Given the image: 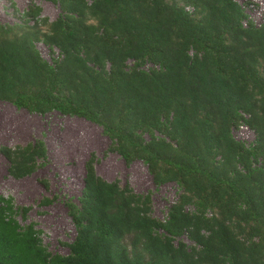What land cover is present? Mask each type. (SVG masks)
Instances as JSON below:
<instances>
[{
    "label": "trees",
    "instance_id": "obj_1",
    "mask_svg": "<svg viewBox=\"0 0 264 264\" xmlns=\"http://www.w3.org/2000/svg\"><path fill=\"white\" fill-rule=\"evenodd\" d=\"M30 1L0 23V101L97 124L109 150L179 193L154 217L149 193L104 180L91 155L65 202L66 253L0 195V264H264V14L236 0H51L49 21ZM241 125L252 141L234 137ZM0 150L15 178L46 157L41 141Z\"/></svg>",
    "mask_w": 264,
    "mask_h": 264
},
{
    "label": "rangeland",
    "instance_id": "obj_2",
    "mask_svg": "<svg viewBox=\"0 0 264 264\" xmlns=\"http://www.w3.org/2000/svg\"><path fill=\"white\" fill-rule=\"evenodd\" d=\"M236 1L251 20L261 21L264 0ZM13 2L15 9L7 1L0 0V23H18L20 13L31 3L30 0ZM34 3L41 7V17H47L49 21L60 12L58 3L51 0H34ZM36 46L41 56L51 61L48 47L41 42ZM233 134L247 142L254 139L253 131L244 126L234 130ZM37 141L43 142L46 157L39 158L36 168L20 178L9 174V162L0 150V195L12 198L17 206L30 207L25 221L20 215L17 219L21 224L34 223L35 228L41 230L43 243L52 252L66 253L67 247L63 243L71 242L75 235L65 202H77L83 187L85 163L91 155L95 156L96 174L104 180H118L120 185L127 183L140 195L149 193L154 217L164 219L167 207L179 193L174 182L155 184L141 160L126 163L117 152L109 150L110 139L97 124L57 111L29 112L9 101H0V149L23 147ZM183 240L190 243L185 237Z\"/></svg>",
    "mask_w": 264,
    "mask_h": 264
},
{
    "label": "built area",
    "instance_id": "obj_3",
    "mask_svg": "<svg viewBox=\"0 0 264 264\" xmlns=\"http://www.w3.org/2000/svg\"><path fill=\"white\" fill-rule=\"evenodd\" d=\"M187 9H189V7H186ZM246 127V128H248L246 125H241L239 128H241V127ZM243 141H245V140H243Z\"/></svg>",
    "mask_w": 264,
    "mask_h": 264
}]
</instances>
